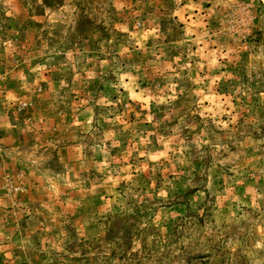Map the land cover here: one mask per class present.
Segmentation results:
<instances>
[{
    "label": "rangeland",
    "instance_id": "374dc122",
    "mask_svg": "<svg viewBox=\"0 0 264 264\" xmlns=\"http://www.w3.org/2000/svg\"><path fill=\"white\" fill-rule=\"evenodd\" d=\"M0 264H264V0H0Z\"/></svg>",
    "mask_w": 264,
    "mask_h": 264
}]
</instances>
